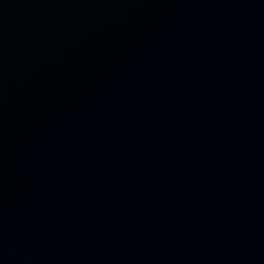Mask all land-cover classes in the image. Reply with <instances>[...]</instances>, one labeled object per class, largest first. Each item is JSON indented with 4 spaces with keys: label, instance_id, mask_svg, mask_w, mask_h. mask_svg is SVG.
I'll list each match as a JSON object with an SVG mask.
<instances>
[{
    "label": "water",
    "instance_id": "water-1",
    "mask_svg": "<svg viewBox=\"0 0 264 264\" xmlns=\"http://www.w3.org/2000/svg\"><path fill=\"white\" fill-rule=\"evenodd\" d=\"M0 264H264V0H0Z\"/></svg>",
    "mask_w": 264,
    "mask_h": 264
}]
</instances>
